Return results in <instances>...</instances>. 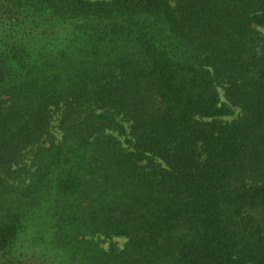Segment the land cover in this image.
<instances>
[{
    "label": "trees",
    "instance_id": "obj_1",
    "mask_svg": "<svg viewBox=\"0 0 264 264\" xmlns=\"http://www.w3.org/2000/svg\"><path fill=\"white\" fill-rule=\"evenodd\" d=\"M0 264H264V0H0Z\"/></svg>",
    "mask_w": 264,
    "mask_h": 264
},
{
    "label": "rangeland",
    "instance_id": "obj_2",
    "mask_svg": "<svg viewBox=\"0 0 264 264\" xmlns=\"http://www.w3.org/2000/svg\"><path fill=\"white\" fill-rule=\"evenodd\" d=\"M54 116L52 118V121H51V126H52V129L51 131L54 132V134L56 135V137H59L60 134L58 132V129H57V124H58V120H57V117H58V114L56 112L53 113ZM239 114V109L238 108H233V112L231 115H224V116H221L222 119H225V120H229V119H232L233 117L237 116ZM121 140L125 143V138L124 137H121ZM125 238L124 237H113V238H104V237H100L99 239V244L104 247V248H108L110 243H115L116 245H118L119 247H122L124 242H125Z\"/></svg>",
    "mask_w": 264,
    "mask_h": 264
}]
</instances>
